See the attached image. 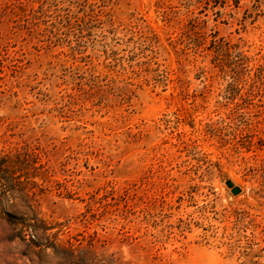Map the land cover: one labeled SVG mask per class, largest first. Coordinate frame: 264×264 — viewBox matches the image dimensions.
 Listing matches in <instances>:
<instances>
[{"label":"rangeland","instance_id":"1","mask_svg":"<svg viewBox=\"0 0 264 264\" xmlns=\"http://www.w3.org/2000/svg\"><path fill=\"white\" fill-rule=\"evenodd\" d=\"M0 264H264V0H0Z\"/></svg>","mask_w":264,"mask_h":264},{"label":"water","instance_id":"2","mask_svg":"<svg viewBox=\"0 0 264 264\" xmlns=\"http://www.w3.org/2000/svg\"><path fill=\"white\" fill-rule=\"evenodd\" d=\"M227 185L231 186L230 183H227ZM238 191H239V188H237V187H233V188H232V192H233V193H237Z\"/></svg>","mask_w":264,"mask_h":264}]
</instances>
